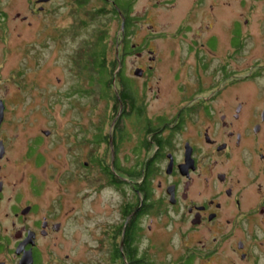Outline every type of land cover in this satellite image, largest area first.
<instances>
[{"label": "flooded vegetation", "instance_id": "flooded-vegetation-1", "mask_svg": "<svg viewBox=\"0 0 264 264\" xmlns=\"http://www.w3.org/2000/svg\"><path fill=\"white\" fill-rule=\"evenodd\" d=\"M91 2L99 3L91 7L97 14L109 6L113 22L114 131L95 141L109 148V164L100 166L121 193L111 261L264 264V54L248 59L246 39L256 33L249 20H239L241 10L232 17V0H146L138 9V0H70L68 12ZM53 3L34 0L30 13L37 37L45 32L57 44L85 23L51 22ZM47 131L18 153L11 152L17 138L0 136V264H55L56 255L72 250L73 222L87 215L86 172L77 177L52 164L36 170L47 144L62 145V136L47 143ZM68 137L65 153L87 141ZM127 138L130 164L123 168L115 150ZM77 178L84 191L72 203ZM71 256L64 253L65 264Z\"/></svg>", "mask_w": 264, "mask_h": 264}, {"label": "rangeland", "instance_id": "rangeland-1", "mask_svg": "<svg viewBox=\"0 0 264 264\" xmlns=\"http://www.w3.org/2000/svg\"><path fill=\"white\" fill-rule=\"evenodd\" d=\"M69 3L70 0H54L53 4L48 5L47 19L62 25L81 17L85 26L74 35L65 32L61 41L56 44L45 38V32L37 37L38 26L30 13L34 0H0V99L6 106L0 136L17 138L18 143L11 148L12 153H18L29 137L44 136L42 131H50L47 143L62 136L60 144L63 146L52 147L47 144V149L42 153L43 161L36 170L41 171L42 166L52 164L56 167L55 170L69 167L77 177L81 172H86V202L82 203L87 215L84 218L78 217L79 224L73 222L72 235L75 239L71 241L72 250L56 255L55 264H65L64 253L72 255L70 264H116L111 261L108 246L109 233L115 221H118L117 204L121 193L108 185L100 166L101 161L105 167L108 166L111 156L109 148L105 143L99 145L95 142L101 136L112 135L114 131L115 104L112 96L115 85L111 86L109 94L105 84L108 73L111 79L115 69L114 43L111 40L112 16L107 5H104L101 13L92 12L91 7L97 6L98 2L88 3L78 12H68ZM145 3L146 0H138L135 9ZM64 4L66 7L62 6ZM236 4L239 3L232 0V17L237 10H241L239 20H249V31L256 32L246 39L247 53L251 55L248 59L259 58V55L264 54V34L261 33L264 30V0H244L242 9ZM23 16H26L25 21L22 20ZM117 20L115 17V33L118 29ZM26 21L31 24L28 25ZM103 28L106 29L107 40L109 39L107 58L114 61L111 72L109 68L108 73L100 70L98 74L88 67L87 71L77 74L76 64L84 69L86 64L82 60L76 63L80 50L84 48L87 52V45L95 41L97 30ZM86 52L81 56L83 59L89 56V52ZM56 77L60 78V83H57ZM248 90L249 86H246L245 91ZM102 93L111 96L106 97ZM153 104L156 105L155 102ZM124 126L130 131L129 124ZM125 135L126 132L123 131V136ZM65 136H70L68 138L75 142L76 138L80 140V136H83L82 139L87 141L81 142L77 147L72 144L65 153L68 144ZM83 147L86 148V156L80 154ZM115 151L120 166L128 168V138L119 143ZM85 159L89 161L86 168L82 163ZM20 169L17 167L14 171L19 172ZM47 184L51 189L56 187L53 181ZM82 185L79 178L73 180L71 190L75 195H72V203L78 201L74 197L83 190ZM80 209L78 207V211ZM171 253L175 256L173 251Z\"/></svg>", "mask_w": 264, "mask_h": 264}, {"label": "trees", "instance_id": "trees-1", "mask_svg": "<svg viewBox=\"0 0 264 264\" xmlns=\"http://www.w3.org/2000/svg\"><path fill=\"white\" fill-rule=\"evenodd\" d=\"M95 14H96V12H95ZM107 37L108 36H107L106 29H104V28L98 29L96 37H95V41H93L90 44H88V42H87V44H88L87 45V52L84 50V48L80 50L78 59L76 60V63H77V61L79 62V60L80 61L82 60L86 63L84 66L85 68L91 67L94 70H98V74H99L100 70H104L107 72V70L109 68H110L109 70L111 72L114 61H113V59L109 60L107 58L108 43H109L107 40ZM84 52H86V54H88V52H89V56L85 59H83L81 57ZM96 54H97V57H95ZM79 58H81V59H79ZM76 66L78 69L83 68V66L80 67L79 64L78 65L76 64ZM98 74H96V76ZM96 76H94V77H96ZM111 80H112V78L110 79V75L108 73V78H107V81L105 84H106V87L109 89V92H108L109 94L111 91V84H110ZM95 81H96V78H95ZM102 94L105 95L106 97L111 96V95L105 94V93H102ZM112 255L115 258V252Z\"/></svg>", "mask_w": 264, "mask_h": 264}, {"label": "water", "instance_id": "water-1", "mask_svg": "<svg viewBox=\"0 0 264 264\" xmlns=\"http://www.w3.org/2000/svg\"><path fill=\"white\" fill-rule=\"evenodd\" d=\"M38 2H42V1H46V0H37ZM3 119V104L2 102L0 101V123ZM45 133H48V131H45Z\"/></svg>", "mask_w": 264, "mask_h": 264}]
</instances>
